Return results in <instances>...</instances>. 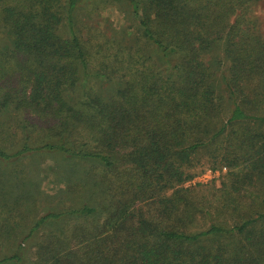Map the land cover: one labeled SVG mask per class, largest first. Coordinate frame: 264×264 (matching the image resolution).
Returning <instances> with one entry per match:
<instances>
[{"label":"trees","instance_id":"obj_1","mask_svg":"<svg viewBox=\"0 0 264 264\" xmlns=\"http://www.w3.org/2000/svg\"><path fill=\"white\" fill-rule=\"evenodd\" d=\"M83 1L0 0L7 41L0 45V111L11 117L0 121V161L38 151L92 159L106 189L105 211L50 212L30 235L50 220L94 215L100 223L92 230L57 234L52 264H264V203L249 205V187L264 177L260 0H110L131 7L140 39L165 60L166 77L135 46L124 62L121 45L100 47L105 58L93 64L76 18ZM217 42L219 94L203 58ZM95 78L115 80L109 98L91 89ZM77 85L81 106L70 98ZM200 152L233 167L216 201L200 186H180L194 178ZM242 163L244 172L236 170ZM219 197L239 219L219 221ZM24 259L20 247L0 264Z\"/></svg>","mask_w":264,"mask_h":264},{"label":"rangeland","instance_id":"obj_2","mask_svg":"<svg viewBox=\"0 0 264 264\" xmlns=\"http://www.w3.org/2000/svg\"><path fill=\"white\" fill-rule=\"evenodd\" d=\"M255 14L260 17L258 24L264 33V0L257 3ZM76 18L82 41L88 47L93 64H98L105 58L99 50L100 47L107 51L108 48L121 45L126 49L120 57L124 62L126 56L122 55L129 53L127 48L135 46L136 49H140L141 57H152L160 67V73L166 77L165 60L159 58L156 46L140 39L138 22L132 14L131 7L125 2L86 0L77 8ZM6 42L0 35V45L3 46ZM221 56L222 46L219 42L203 54L204 60L214 73L218 94ZM130 61H126L124 65L132 67ZM173 61L175 63L176 59ZM124 69L128 71V68ZM90 87L95 93L107 99L115 90L116 82L95 78ZM82 93L83 88L80 85L74 87L70 91L72 103L81 106ZM0 117V121L8 122V119H11L7 113L1 111ZM24 118L33 121L32 116ZM43 138L45 141L51 140L49 136ZM40 139L42 140V137ZM52 141L57 142V137L52 138ZM223 143L228 146V141ZM236 148L240 149L238 146ZM97 165L98 162L95 160L69 157L59 151L32 152L7 162L0 161V259L12 255L21 247L22 255L25 256L23 262L6 264H52L53 258L48 259L60 249L57 245V234H61L63 230L69 232L67 236L77 230H92L100 223L98 216L94 215L85 219H55L48 221L30 235L36 221L50 212H62L83 205L97 206L99 211H105L106 189L94 178V167ZM243 165L242 163L236 167V170L244 172ZM225 166L228 167L226 171L223 169ZM192 169L194 178L181 183L180 186L187 188L200 186L206 199L216 201L215 196L218 198L221 194L218 189L227 181V173L233 170V167L226 162H220L219 158H214L208 152H200L196 160H193ZM249 189L254 193L249 197V205L263 204L264 194L256 196V193L260 191L259 189L264 192V177L254 182ZM222 202L224 199L219 197V210H216L219 221L239 219L225 211ZM204 224V221H198L200 227Z\"/></svg>","mask_w":264,"mask_h":264},{"label":"built area","instance_id":"obj_3","mask_svg":"<svg viewBox=\"0 0 264 264\" xmlns=\"http://www.w3.org/2000/svg\"><path fill=\"white\" fill-rule=\"evenodd\" d=\"M223 169L226 171L227 170V167H224Z\"/></svg>","mask_w":264,"mask_h":264}]
</instances>
